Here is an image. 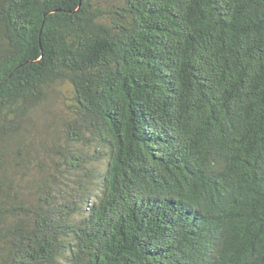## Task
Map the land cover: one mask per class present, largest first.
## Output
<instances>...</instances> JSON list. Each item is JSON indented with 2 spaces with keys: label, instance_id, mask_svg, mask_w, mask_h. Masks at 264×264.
<instances>
[{
  "label": "trees",
  "instance_id": "obj_1",
  "mask_svg": "<svg viewBox=\"0 0 264 264\" xmlns=\"http://www.w3.org/2000/svg\"><path fill=\"white\" fill-rule=\"evenodd\" d=\"M0 264H264V0H0Z\"/></svg>",
  "mask_w": 264,
  "mask_h": 264
},
{
  "label": "rangeland",
  "instance_id": "obj_2",
  "mask_svg": "<svg viewBox=\"0 0 264 264\" xmlns=\"http://www.w3.org/2000/svg\"><path fill=\"white\" fill-rule=\"evenodd\" d=\"M66 94L67 93H60V96H58V94L55 93L49 98L46 105H43V107H39L36 113L32 115L33 120L28 126V137L26 139L29 146L28 150L31 151L29 160L26 162L25 167L27 175L24 179L27 182L37 183L43 177L46 171L52 170L53 168L51 157L49 156L48 151L44 149L43 145L47 143L46 138L49 130L47 131L46 128L50 126L53 119L56 118L57 115L65 111L63 102L66 100ZM58 130L60 129L58 128ZM57 132L59 136L58 140L60 141L63 139V137L60 135L59 131ZM51 140L53 139H50L49 143L51 142ZM87 151H89L91 154L93 152V149H87ZM95 166L100 165L98 164ZM87 187L89 186L87 185ZM89 188H91L89 189V191L91 190L94 193L96 192V188L93 183H90ZM81 190L83 191V189ZM27 193L28 190L25 191V194Z\"/></svg>",
  "mask_w": 264,
  "mask_h": 264
}]
</instances>
